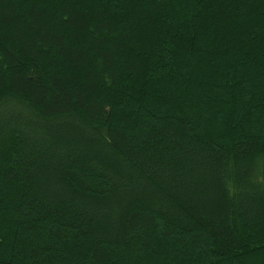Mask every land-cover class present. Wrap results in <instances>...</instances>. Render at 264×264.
Instances as JSON below:
<instances>
[{"label":"trees","instance_id":"1","mask_svg":"<svg viewBox=\"0 0 264 264\" xmlns=\"http://www.w3.org/2000/svg\"><path fill=\"white\" fill-rule=\"evenodd\" d=\"M0 264H264V0H0Z\"/></svg>","mask_w":264,"mask_h":264}]
</instances>
